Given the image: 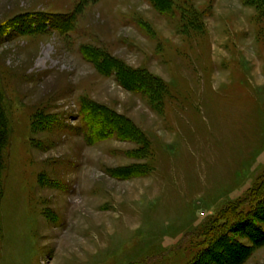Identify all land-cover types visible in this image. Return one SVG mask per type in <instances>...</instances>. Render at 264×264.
I'll return each mask as SVG.
<instances>
[{"label":"rangeland","instance_id":"374dc122","mask_svg":"<svg viewBox=\"0 0 264 264\" xmlns=\"http://www.w3.org/2000/svg\"><path fill=\"white\" fill-rule=\"evenodd\" d=\"M172 2L0 0V264H264V7Z\"/></svg>","mask_w":264,"mask_h":264},{"label":"trees","instance_id":"16d2710c","mask_svg":"<svg viewBox=\"0 0 264 264\" xmlns=\"http://www.w3.org/2000/svg\"><path fill=\"white\" fill-rule=\"evenodd\" d=\"M155 4L162 6L163 8L173 7L174 0H153ZM246 2H251L255 5V7L259 9H263L264 7V0H245ZM103 64V61H101V65ZM121 72V71H120ZM119 76L118 78L123 81H121L125 87H131V89L138 90L134 85L141 86V87H150L151 89L158 90V86L153 85L152 81H149L147 79L146 74H140L138 76L131 75L130 77L121 76V74L117 73ZM139 74V73H137ZM141 78H140V77ZM143 78V80H142ZM145 79V81H144ZM145 82V83H144ZM87 115L84 117V126L85 128L90 132L92 137L98 138L99 136H102V133H104L103 136L111 134L112 132H115L114 126L117 125V121L112 113H106L105 111L99 110L96 106H89L86 107ZM2 114L0 115V124H1ZM108 132V133H107ZM6 130H3V125H0V144H4V146H8L7 143H5L6 136H5ZM1 145H0V167L4 165L5 157L3 153H1ZM256 196L260 195L261 197L264 196V188H259L255 191Z\"/></svg>","mask_w":264,"mask_h":264}]
</instances>
